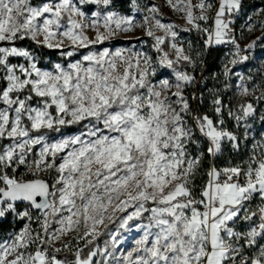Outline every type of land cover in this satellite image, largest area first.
<instances>
[{
  "label": "snow or ice",
  "instance_id": "snow-or-ice-1",
  "mask_svg": "<svg viewBox=\"0 0 264 264\" xmlns=\"http://www.w3.org/2000/svg\"><path fill=\"white\" fill-rule=\"evenodd\" d=\"M166 4L186 27L155 4L137 19L113 0H0V219L22 222L0 242V264H264V138L245 131L241 155L236 131L256 109H233L216 90L201 111L203 93L188 92L210 49L233 46L225 77L248 59L255 40L242 49L231 27L242 0ZM137 30L152 54L97 48ZM192 31L197 48L178 43ZM26 40L65 63L38 66ZM238 87L264 100L258 86Z\"/></svg>",
  "mask_w": 264,
  "mask_h": 264
},
{
  "label": "rangeland",
  "instance_id": "rangeland-1",
  "mask_svg": "<svg viewBox=\"0 0 264 264\" xmlns=\"http://www.w3.org/2000/svg\"><path fill=\"white\" fill-rule=\"evenodd\" d=\"M76 2V0H74ZM41 2H37L36 0H33V5H38ZM117 2L113 0V8L116 11H119L121 14L124 15H135L137 19H140L143 15H146L147 12L144 11V6L148 4H155L157 5L161 13L163 14V22L165 23H175L179 26V29H182L186 27L183 19L181 16L175 12H173L166 4V0H135V3L138 4L141 8L140 13L136 12V9L132 3V0H129V2L125 5V8L118 7ZM83 10L88 12L90 14V11L96 10L95 5H84L82 6ZM236 18L235 22V30H236V37L240 42L241 48L246 49V46L249 43H252L255 40V45L251 49H246L245 51L241 52V55H247L248 59L246 61H243L241 63H238L233 67L231 64L228 65L229 68L232 69V73L225 77L223 75L224 71V65L228 62V60L231 59V52L232 50H226L224 49L223 54L221 55L219 59V67L216 71H213L210 74H206L205 80L199 84L202 88L200 89V94L203 93L204 96V103H203V110H207L209 101L211 99L210 93L213 91L218 90L219 94L222 96L224 103L231 108L235 109L237 105L241 103L246 102H252L256 112L253 116L249 117L247 120L248 128L245 129L244 127H241L239 129H236L238 134L242 137V144L245 146L244 151H242L241 155L245 154V151L250 152L252 148V144L248 141L243 140V133L245 131L248 132L249 140L251 141H261L262 138H264V100H257L254 99L252 95L249 96H243L240 94V89L238 85L243 83L246 85L250 91L254 88V86H258L254 95L256 97H259L262 93H264V28H261L260 21L264 19V0H242V7L241 10L238 13H235L233 15ZM233 18V17H231ZM251 18V19H250ZM254 24L253 30L248 31V25ZM195 32V31H193ZM158 35H163L162 32H158ZM195 34H197L195 32ZM91 35V33H89ZM130 37H142L141 41H137ZM257 37H261V39L257 40ZM117 40L121 41H127L119 44L114 45L111 47H129V46H136L138 48H143L144 50H147L151 53L150 45L152 44L151 38L144 37L143 32L141 30H137L135 33L130 34L129 37H120ZM144 41H147V43H144ZM191 41L193 44V48L198 47V41L194 40L193 36L186 33V32H180V35L178 36V43H182L187 46V42ZM79 58V57H75ZM60 63H65V61H57ZM56 62H53V64ZM52 64V65H53ZM51 65V66H52ZM50 67H42L45 69H50ZM198 68V67H197ZM170 70H164V69H158V73L167 74V72ZM196 80L198 81V77H196ZM196 83L192 87L188 89L189 93H195V90L197 89ZM227 119V117H226ZM229 127L234 126V122L231 120H228ZM230 159V158H227ZM238 160V158H237ZM23 169H21L22 171ZM7 219L11 223L10 229L2 233L0 235V242L7 239L8 236H10L14 231L18 230L20 227H22V222L17 221L13 217H7ZM35 226V225H34ZM116 225H109L110 229H114ZM103 237V242L99 243L98 245L100 248L104 247L105 240L108 239V237ZM138 238V233L135 231L132 232H126L123 234L124 242L120 246V249L117 251L116 255H121L123 252H125L127 249H129L134 242V239ZM95 259L97 260H103L104 257L98 256Z\"/></svg>",
  "mask_w": 264,
  "mask_h": 264
},
{
  "label": "trees",
  "instance_id": "trees-1",
  "mask_svg": "<svg viewBox=\"0 0 264 264\" xmlns=\"http://www.w3.org/2000/svg\"><path fill=\"white\" fill-rule=\"evenodd\" d=\"M37 2H42V0H36ZM115 2H117V6L120 8H125L126 4L129 2V0H115ZM190 35L193 36L194 40L198 41V37L197 34H195V32H186ZM127 41H121V40H113L111 42L106 43L105 45H99L97 46V48H102V47H111L114 45H119L122 44ZM21 46L24 47H28L30 48L33 52L34 55L36 56V58L39 61V65L40 67H50L53 62H57V61H65V59L63 57H61L60 52L58 50H51V49H46V48H36L31 41H23L20 42ZM84 51V50H82ZM224 49L221 47H215L213 49H210L208 51V53L206 54V56L203 57L205 63L203 64V66H200L196 69L195 71V75L196 77H198V81H197V87L199 88L198 91L197 89L195 90V93L197 95L200 94V89L202 88L199 84H201L204 80H205V76L206 74H210L213 71H216L219 67V59L221 57V55L223 54ZM78 57V56H77ZM200 110H203V104L200 105ZM66 132L68 130H65ZM75 131V129L73 130ZM50 135H56L55 133H51ZM227 158H231L230 156H226L225 159ZM239 159V157H237ZM236 158V159H237ZM11 227V223L10 221L5 218L4 221L0 222V235H2V233H4L5 231H7L8 229H10ZM103 237H100L97 241L96 244H99L101 242H103ZM91 247V246H90ZM62 256L64 255L63 253L61 254ZM70 258V257H69Z\"/></svg>",
  "mask_w": 264,
  "mask_h": 264
},
{
  "label": "built area",
  "instance_id": "built-area-1",
  "mask_svg": "<svg viewBox=\"0 0 264 264\" xmlns=\"http://www.w3.org/2000/svg\"><path fill=\"white\" fill-rule=\"evenodd\" d=\"M233 18H231L232 19V21H233V23H232V25H231V27H232V29H233V34L236 36V30H235V22H236V18L234 17V16H232ZM236 39H237V37H236ZM237 42L240 44V42H239V40L237 39ZM219 47H221V48H223V49H226V50H233V46L232 45H221V46H219Z\"/></svg>",
  "mask_w": 264,
  "mask_h": 264
},
{
  "label": "water",
  "instance_id": "water-1",
  "mask_svg": "<svg viewBox=\"0 0 264 264\" xmlns=\"http://www.w3.org/2000/svg\"><path fill=\"white\" fill-rule=\"evenodd\" d=\"M5 220V218L4 219H0V222H2V221H4Z\"/></svg>",
  "mask_w": 264,
  "mask_h": 264
}]
</instances>
